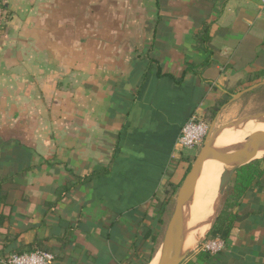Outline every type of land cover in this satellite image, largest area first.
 <instances>
[{"label": "crops", "instance_id": "1", "mask_svg": "<svg viewBox=\"0 0 264 264\" xmlns=\"http://www.w3.org/2000/svg\"><path fill=\"white\" fill-rule=\"evenodd\" d=\"M1 3L0 260L42 245L54 264H139L167 183L180 187L198 154L175 150L184 123L222 101L217 122L264 81L260 0ZM262 182L225 248L182 264H264Z\"/></svg>", "mask_w": 264, "mask_h": 264}, {"label": "water", "instance_id": "2", "mask_svg": "<svg viewBox=\"0 0 264 264\" xmlns=\"http://www.w3.org/2000/svg\"><path fill=\"white\" fill-rule=\"evenodd\" d=\"M261 84H264V81L253 84L237 93L232 94L231 101L240 98L244 93L254 90ZM258 118L263 119L264 114L249 116L247 118L240 119L233 122L232 125L240 124L245 120ZM215 125L216 118L212 121L209 133L204 139V142L200 147L190 170L186 174L181 186L178 189L174 211L167 224L163 241L159 249L160 258L158 264H181L187 257L188 252H181V249H178L176 247V239L183 230V207L193 197L199 177L203 171L205 161L208 158H224L225 163L229 165L223 170L220 176L218 185V193L220 199V197H222L226 192L235 171L239 167L255 160L256 158H252L254 153L261 149H264V131H255L246 138L245 143L239 145L234 151L227 154V150L216 148L213 145V139L216 133L221 130L218 129L214 131ZM217 215L218 214H215L212 225L210 226L207 233L212 228ZM207 233L205 234V236H207Z\"/></svg>", "mask_w": 264, "mask_h": 264}, {"label": "trees", "instance_id": "3", "mask_svg": "<svg viewBox=\"0 0 264 264\" xmlns=\"http://www.w3.org/2000/svg\"><path fill=\"white\" fill-rule=\"evenodd\" d=\"M209 27H210L209 24L207 23L203 24L202 29L197 34L198 43L201 47H204V48L206 47L208 48L207 43L210 39ZM189 67H193V65L191 64L189 65ZM224 103L225 102L221 101L217 106L212 107L211 110H209L207 119L212 121L216 117L220 107ZM262 162H264V157L255 159L239 167L235 171V173L233 174L232 180L230 182V189L228 190L227 196L215 219V222L212 228L207 233L206 239L219 236L223 238L225 241H227V239L233 234V231L236 227V221L239 217V213L236 211V209L240 207L242 200L248 191L253 190L257 186L261 187L263 185L262 181L264 180V168L261 166ZM191 165L189 166L188 171L190 170ZM70 187L71 186L68 185L66 187L58 188L56 191L57 195L60 196L63 193V191L68 190ZM178 188H179V185H175L172 182L167 183L165 191H164V196L162 199L165 205H169L172 202L174 194L175 192L178 191ZM151 235H152V232L150 231L148 232L145 238L148 239L149 237H151ZM152 241L156 242L155 236L152 237ZM39 242L40 241H38V243ZM31 250H45V251L51 252L50 250H48V248H45L42 245H39L38 247L32 248L28 251H31ZM24 252L19 251L17 253H24ZM154 252H155V249L152 248L151 253L147 257H144L140 261L139 264H148L154 257ZM213 255L214 254H211L210 252H207L205 250H200L196 254V258L198 260H208ZM4 256L6 257V255ZM188 263L195 264L192 260H190ZM0 264H1V260H0Z\"/></svg>", "mask_w": 264, "mask_h": 264}, {"label": "bare ground", "instance_id": "4", "mask_svg": "<svg viewBox=\"0 0 264 264\" xmlns=\"http://www.w3.org/2000/svg\"><path fill=\"white\" fill-rule=\"evenodd\" d=\"M235 131L234 138L226 146L222 147L225 148L224 150H227V154L245 143L246 138L253 132L264 131V119L262 122H251L242 128L235 129ZM213 145L218 148L215 144ZM263 155L264 149H261L255 152L252 158H258ZM228 166L224 158H208L205 161L193 197L183 207V230L176 239V247L181 249V252L192 249L185 247L181 242L187 244L188 242L193 243L198 239L200 240L212 225L214 217L211 218V213L213 212L215 203L219 199L218 185L220 176ZM159 258L160 250L157 251L150 264H158Z\"/></svg>", "mask_w": 264, "mask_h": 264}, {"label": "rangeland", "instance_id": "5", "mask_svg": "<svg viewBox=\"0 0 264 264\" xmlns=\"http://www.w3.org/2000/svg\"><path fill=\"white\" fill-rule=\"evenodd\" d=\"M259 114H264V88H259L257 90L250 92V93H247V94L241 96L240 98L234 100L231 104L229 103L226 105V108L224 109L223 114L218 118L216 125L214 127V131H216L218 129H221V130H219L216 133V135L213 139V144H215L219 149H225L222 147L226 146L230 142V140L234 138L233 136H235V133H236L235 129L242 128L244 125L250 124L251 122H255V121L262 122V120L264 118L263 119L258 118V119L245 120V121H243L237 125H232V123L235 121H238L240 119H244V118H247L249 116H255V115H259ZM226 140H228V141H226ZM202 144L203 143H201L199 146H197L196 148L193 149L194 153H198ZM263 156H261V157H263ZM261 157H258V158H261ZM258 158H256V159H258ZM229 189H230V184H229L226 192L224 193V195L222 197H220V199L217 200V203H215L213 212L211 213V218L215 217V214L219 213V211L223 205L224 199L227 196L226 194L228 193ZM175 202H176V196L173 198L172 202L165 209V216L163 218V220L165 221V224H164L163 228L158 232L159 241H158V243H156L154 245V249H155L154 255H155L157 249L160 248V245L163 241V237L165 234V230L167 228V224H168L170 217L174 211ZM204 236H205V234H204ZM202 238H200V240ZM200 240L198 239V240L194 241L193 243L188 242L187 243L188 245L181 242V244L185 245V247L192 248V250L184 251V253L188 252V254H187V257L185 258V260L183 261V263L191 255H194L195 252H197L198 250L201 249V246L203 245L205 240L204 239L202 241H200ZM148 254H150V253H146V255L144 257H147Z\"/></svg>", "mask_w": 264, "mask_h": 264}, {"label": "built area", "instance_id": "6", "mask_svg": "<svg viewBox=\"0 0 264 264\" xmlns=\"http://www.w3.org/2000/svg\"><path fill=\"white\" fill-rule=\"evenodd\" d=\"M260 8L264 10V0H260ZM7 10L0 0V32L6 25ZM211 123L200 116L192 114L181 128L175 143L176 152L194 149L203 143L209 133ZM226 241L217 236L206 239L201 250L216 254L225 248ZM55 255L45 250H33L24 253H10L1 260V264H54Z\"/></svg>", "mask_w": 264, "mask_h": 264}]
</instances>
